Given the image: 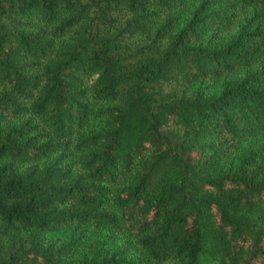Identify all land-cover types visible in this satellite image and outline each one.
I'll use <instances>...</instances> for the list:
<instances>
[{"label": "trees", "instance_id": "obj_1", "mask_svg": "<svg viewBox=\"0 0 264 264\" xmlns=\"http://www.w3.org/2000/svg\"><path fill=\"white\" fill-rule=\"evenodd\" d=\"M0 264H264V0H0Z\"/></svg>", "mask_w": 264, "mask_h": 264}]
</instances>
